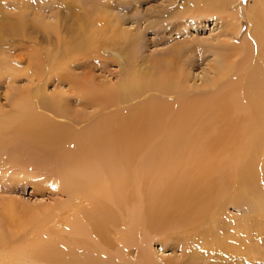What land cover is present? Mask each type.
Instances as JSON below:
<instances>
[{
    "label": "bare ground",
    "instance_id": "bare-ground-1",
    "mask_svg": "<svg viewBox=\"0 0 264 264\" xmlns=\"http://www.w3.org/2000/svg\"><path fill=\"white\" fill-rule=\"evenodd\" d=\"M249 1L253 4L248 7V23L242 40L236 41L235 17L233 23L229 21L221 26L223 41L218 40L216 45H224L225 49L219 52L221 63L211 68L217 78L210 84L214 87L210 92L189 95L193 92L190 89L186 94L189 88L185 87L182 71L185 64L180 68L179 56L176 57L181 46L170 50L158 63H151L152 75L146 72L147 75L142 74L140 78L142 76H134V72L130 79L123 77L115 96L111 93L97 98L90 90L80 95L76 92L89 101V107L98 102L102 112L108 105L135 99L144 91H158L164 96L174 94L176 99L171 101L153 98L124 115H103L86 126L83 124L82 129L76 128L77 122H83L86 113L75 116L73 108L71 113L61 108L62 104L49 105L38 90L33 95L14 93L19 97L10 100L8 110L0 106V170L7 174L17 173L22 180L34 176L35 180L27 183L36 192L41 190L43 194L65 197L42 210L22 206L19 217L15 212L16 201L0 203L9 227L28 223L34 229L28 237L22 234L14 237L9 231L0 234V264H169L167 259L162 262L154 256L151 251L153 237L148 235H162L167 230L177 232L188 227L196 232L195 229L205 222V215L217 218L228 204L237 202L235 197L237 206L243 201L250 204L251 199L264 205L261 190L264 184V0ZM207 2L189 0L185 12L210 15L219 9L217 0H210L208 5ZM112 6L108 4L106 9ZM101 7L105 8V4L99 9H88V14L85 11V15L73 16L80 27L60 41L62 54H72L73 58L74 50L94 49L99 29L107 28L115 38L118 34L123 38V31L117 32ZM7 26L11 31L19 30L17 23ZM37 49L29 51L31 63L40 75L55 57L48 59ZM3 65L0 63V76L15 73L11 69L13 65ZM60 71L58 66L51 73L59 74ZM55 98H59L58 95ZM243 220L249 231L255 218ZM219 222L210 223L216 229ZM118 227L123 231L119 233L121 240L119 237L113 240L120 243L119 250L116 248L110 253L112 245L107 238L116 236ZM212 230L213 227L208 233L210 236L215 235ZM137 235L143 238L136 240ZM203 238L197 241L203 244ZM132 239L140 254L136 261L128 251ZM97 254L108 256V259H99Z\"/></svg>",
    "mask_w": 264,
    "mask_h": 264
},
{
    "label": "rangeland",
    "instance_id": "rangeland-1",
    "mask_svg": "<svg viewBox=\"0 0 264 264\" xmlns=\"http://www.w3.org/2000/svg\"><path fill=\"white\" fill-rule=\"evenodd\" d=\"M124 1L128 3L126 4ZM124 1L109 0V3H107L108 0L107 2L106 0H0V21L3 20L0 23L2 25H0V41L3 39L0 42V63H4L3 67H6L7 64L9 66L13 65L11 69L15 72L12 75L5 71V73L10 75L4 74L0 76V106L4 110H8L10 100H17L16 97H19L14 93H30L33 95L38 90L40 97L45 95L43 100H46L49 105L52 104L54 106L57 103L60 106L62 104L60 107L67 111L70 110L71 113L74 109L73 113L76 112L75 116L84 115H79L80 112L86 113V119H80L83 120L81 123L77 122L79 125L76 128L82 129L88 123L97 120L103 115L110 116L116 113L124 115L153 98L171 101L176 99L174 94H165L164 96V93H159L158 91H144L135 97V99L108 105L107 109L104 108L105 110L102 112L101 109L99 110L98 102L94 106L89 107L87 103L89 101L86 102L85 98V100L80 98L76 92L80 95V93L83 94L84 90H90L97 98H103L111 93L115 96L118 94L117 87L124 81V78L130 79V76L134 72L137 74L134 76L137 77L142 76V74L145 77L147 75L146 72L152 75L153 69L151 68L154 63L156 64L166 58L165 56L173 48H181V46L182 50L177 53L176 57H180H178L179 61L177 60L180 68L181 65L184 66L185 64V67H182V71L184 72L186 82L184 83L186 84L185 87L186 89L189 88L186 94H189L190 89V92L192 90L193 92L189 95L199 92H210L214 90V87L210 84L217 78V75L213 73L211 68L221 63L219 52H221L222 48L225 49L224 45H216L218 40L223 41L221 28L225 26V23H233L232 19L235 17L233 27L238 29L236 41L242 40L248 23V7L253 4L249 0H217L218 3L216 2V5L219 6L217 7L219 9L209 15V13L191 14L185 12L186 8H189L187 5L189 0H143L138 4L134 3L135 0ZM207 1L208 5L210 0ZM99 3L105 4V8H101L105 10V17L107 16L108 20L111 19V23L108 20L107 22L113 25L118 33L119 29L120 32L123 31V38L119 34L115 38L107 28L99 29L98 44L94 49L86 48V51L83 50L85 53L82 51L75 52L74 50V59L72 58V54H62L63 50L60 41L77 32L80 27V25L76 24L75 18L80 16V14L83 15L85 11V14H88V9L94 10L95 7L99 9L102 6ZM108 4L114 7L106 9ZM81 10L83 11L81 12ZM73 16L76 17L74 18ZM14 19H17V21ZM117 19L118 21L115 22ZM10 23H17L21 26H17L18 31H11L7 26ZM59 31L61 32L59 33ZM23 35L25 36L23 37ZM20 40H23L22 43ZM6 41L8 46L10 45L9 47L6 45ZM187 41L191 42L188 43ZM124 42L126 44H123ZM3 46L5 47L3 48ZM187 46L189 48H186ZM193 47L197 50H194ZM34 48H39V51L48 59L51 56L55 57L53 63L52 61L48 62V67L45 68L46 71L45 69L40 71V75L37 74V68L31 63L32 60L30 59L32 56L30 55V51ZM188 49L191 51H188ZM52 51H54V54L52 53L51 55ZM184 53L187 55L184 56ZM77 54L81 57L76 56ZM70 58L72 59L70 60ZM190 61L191 65H188ZM60 62L64 66H61ZM57 65L61 68L62 72L60 71L61 73L59 74L51 73V71L58 67ZM140 78H143V76ZM40 87L43 91L39 89ZM103 89L112 90V92H106ZM56 93L59 98H55L57 96ZM63 98L65 99L63 100ZM64 103L68 108H66ZM71 108H73L72 111ZM63 120L64 122L72 123L69 119ZM63 120L59 121L62 122ZM83 124L84 126H82ZM21 177L17 173L7 174L3 170H0V203L2 204L5 200L16 201L15 212L18 217L22 215V206L42 210L45 206H54L56 202L65 200V197L61 195L43 194L41 190L36 192L33 186L27 183L29 180H35L33 179L34 176H28L27 179L29 180H22ZM261 190L264 195V184L261 185ZM252 197L254 198V196ZM235 200L237 201L236 203L228 204L225 210H222L224 213L221 211L222 214H217L220 218H216V215L215 217H212L211 214L205 215V222L208 220L209 223L212 221L215 224L219 221L221 222H219L220 225L216 228L217 230L214 228L216 227L215 225L212 226V223L209 225L208 222H203L204 224L202 223L200 227L196 229L194 227L196 232L193 231V228L188 227L182 230L179 229L177 232L167 230L168 234L171 235H168L167 231L162 232V235L156 233L148 235L147 237H153L151 241L152 253L162 262L167 259L166 261L169 264H264V215H262L264 205L262 202L251 199L250 204H246L244 203L245 201L242 202L240 200L242 203L240 206H237L236 204L239 205L238 199L235 197ZM262 200L264 202V198ZM246 217H249L251 220L255 218L254 225H249V231L247 230L248 227L244 225L245 221L243 219ZM30 225L24 223L21 226L11 225L9 227V221L3 217V211L0 208V234L9 231L12 232L14 237H20L21 234L27 237L32 236L34 229ZM212 227L215 235L210 236L208 233ZM117 230L116 236L109 235L107 238L108 243L112 245L109 246L110 253H113V250L116 248L119 250L120 243L115 242L113 238L119 237L121 240V234L119 233L123 231H119V227ZM198 230L199 233L197 234ZM203 235H205L204 238L202 237ZM173 236L177 238V241H175ZM140 237L143 238L142 235L135 236L136 240ZM202 238L204 240L203 244L198 242ZM130 243L133 245L135 243L134 239ZM132 245L129 246L128 251L131 254V259L136 261L139 253L136 245L134 244L133 247ZM102 255L97 254L96 256L106 261L108 256L104 255V259Z\"/></svg>",
    "mask_w": 264,
    "mask_h": 264
}]
</instances>
